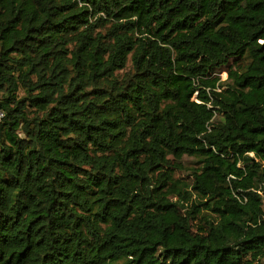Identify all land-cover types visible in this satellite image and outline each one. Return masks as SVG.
<instances>
[{
    "label": "trees",
    "instance_id": "obj_1",
    "mask_svg": "<svg viewBox=\"0 0 264 264\" xmlns=\"http://www.w3.org/2000/svg\"><path fill=\"white\" fill-rule=\"evenodd\" d=\"M0 111V264H264V0H0Z\"/></svg>",
    "mask_w": 264,
    "mask_h": 264
},
{
    "label": "rangeland",
    "instance_id": "obj_2",
    "mask_svg": "<svg viewBox=\"0 0 264 264\" xmlns=\"http://www.w3.org/2000/svg\"><path fill=\"white\" fill-rule=\"evenodd\" d=\"M220 76L222 78V81H225L227 79V76H228L227 71L222 70Z\"/></svg>",
    "mask_w": 264,
    "mask_h": 264
},
{
    "label": "built area",
    "instance_id": "obj_3",
    "mask_svg": "<svg viewBox=\"0 0 264 264\" xmlns=\"http://www.w3.org/2000/svg\"><path fill=\"white\" fill-rule=\"evenodd\" d=\"M3 112L0 111V120L3 118Z\"/></svg>",
    "mask_w": 264,
    "mask_h": 264
}]
</instances>
